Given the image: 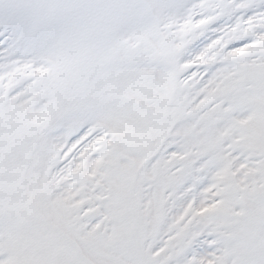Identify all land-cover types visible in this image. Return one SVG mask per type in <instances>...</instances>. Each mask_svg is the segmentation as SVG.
Masks as SVG:
<instances>
[{"label": "snow or ice", "instance_id": "6c2138e0", "mask_svg": "<svg viewBox=\"0 0 264 264\" xmlns=\"http://www.w3.org/2000/svg\"><path fill=\"white\" fill-rule=\"evenodd\" d=\"M0 264H264V0H0Z\"/></svg>", "mask_w": 264, "mask_h": 264}]
</instances>
